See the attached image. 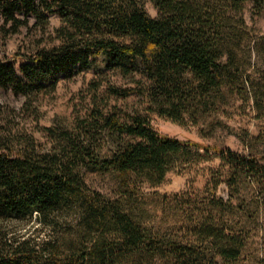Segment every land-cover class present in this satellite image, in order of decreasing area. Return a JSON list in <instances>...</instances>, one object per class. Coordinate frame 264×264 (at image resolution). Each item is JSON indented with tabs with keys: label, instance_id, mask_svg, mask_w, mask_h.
<instances>
[{
	"label": "trees",
	"instance_id": "1",
	"mask_svg": "<svg viewBox=\"0 0 264 264\" xmlns=\"http://www.w3.org/2000/svg\"><path fill=\"white\" fill-rule=\"evenodd\" d=\"M152 1L156 17L145 0H0L1 37L9 23L16 32L31 18L45 26L51 13L62 21L58 46L0 58V90L35 95L76 67L140 75L135 85L95 86L84 116L46 128L49 147L0 124V264H264L250 248L252 225L264 224V154L183 141L111 103L134 95L195 124H211L236 97L264 111V82L253 74L264 42L244 17L248 2L260 14L264 0ZM213 157L228 167V199L219 180L204 197L147 191L177 165ZM95 172L116 177L114 195L88 184ZM33 219L44 239L2 229Z\"/></svg>",
	"mask_w": 264,
	"mask_h": 264
},
{
	"label": "rangeland",
	"instance_id": "2",
	"mask_svg": "<svg viewBox=\"0 0 264 264\" xmlns=\"http://www.w3.org/2000/svg\"><path fill=\"white\" fill-rule=\"evenodd\" d=\"M144 8L151 17L158 15V8L151 0H145ZM244 17L250 31L255 38H262L264 42V11L257 14L253 3L245 5ZM3 19L0 15V25ZM31 18L28 25H22L16 32L10 26L5 27L3 51L0 58H11L17 52H28L36 46L51 48L58 46L57 29L62 25L61 17L51 13L45 26L35 25ZM7 30V32H6ZM21 61H17L18 69ZM256 68L253 74L264 82V50L256 57ZM140 75L136 74L135 79ZM133 77H122L118 72L107 71L104 75L96 74L90 69H78L71 76L61 75L54 88L42 91L35 95H15L11 91L0 90V104L3 106L5 116L0 117L1 123H9L14 131L31 135L34 139L46 147L50 146L49 135L46 128L57 123L71 125L77 117L84 116L90 107L91 97L95 86H99L100 92L104 91L108 84L116 86L135 85ZM112 105L121 108L125 113L139 112L145 115L160 133L175 137L183 141H193L203 145H212L231 150L243 155L254 154L260 157L264 154V111H259L252 98L247 101L236 97L232 105L225 112L210 117L211 124H195L187 120L177 123L169 118L148 110V102L136 96L125 98H112ZM229 173L228 167L218 158L209 160L190 161L177 165L171 170L165 181L155 187L147 188V191H157L161 194H178L184 196H207L209 185L216 180L221 181L217 195L228 199L229 186L225 177ZM87 182L92 187L108 195H114L117 188V179L114 175L106 173H89ZM244 196L253 194V187L248 186ZM236 202V200L234 201ZM154 208V207H153ZM152 208V209H153ZM161 214L159 209H154ZM169 215V221L172 217ZM264 223V220H262ZM251 233V251L264 253V224L254 226ZM2 229L8 232L16 231L23 238L44 239L48 231L39 226L36 219L24 223H6ZM253 248H252V247Z\"/></svg>",
	"mask_w": 264,
	"mask_h": 264
}]
</instances>
